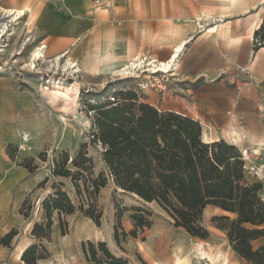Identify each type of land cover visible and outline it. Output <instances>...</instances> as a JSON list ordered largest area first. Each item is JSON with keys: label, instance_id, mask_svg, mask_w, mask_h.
I'll list each match as a JSON object with an SVG mask.
<instances>
[{"label": "rangeland", "instance_id": "obj_1", "mask_svg": "<svg viewBox=\"0 0 264 264\" xmlns=\"http://www.w3.org/2000/svg\"><path fill=\"white\" fill-rule=\"evenodd\" d=\"M14 1L0 0V30L3 23L8 25L0 37V194L10 193L13 200L5 214L19 234L10 248L19 252L23 247L40 243L32 235V228L36 222L44 221L41 203L53 185L64 182L74 195L68 180L53 176L55 158L64 151L74 156L87 143L96 170H104L101 147L90 141L95 113L87 103L95 94L108 82L128 79L126 84L139 93L141 101L160 110L188 115L200 121L204 130H209L206 69L218 65L222 59L220 43L231 45L246 40L254 29L262 26L264 1L146 0L147 6L143 8L137 3L131 7L132 1L127 0L132 21L129 58L106 54L98 40L77 54L70 51L60 55L57 46L42 42L30 32L32 27L25 16L11 21L3 9L16 8L12 5ZM251 14H254L252 18ZM158 20L163 21L162 48H154L152 34ZM144 29L148 39L141 38ZM143 42L152 46L134 54L136 46ZM178 46L181 50L172 58ZM38 48H42L43 54L35 56L34 50ZM162 63H167V67L163 68ZM194 95L200 102L193 103ZM98 204L103 211L100 225L76 211L66 217L68 232L62 235L57 217L54 218L51 240H44L39 250L46 258L39 264H87L82 242L88 240L106 241L113 253L132 264L156 261L174 264L175 259H156L148 251L152 244L150 235L167 230L176 233V239L180 240L172 248L189 249L203 243L215 258L186 259L180 264H237L234 259H244L233 250L227 231L214 221V217L222 214L214 213L213 207L204 210L203 225L210 236L202 239L176 227L157 203L145 202L111 182L101 190ZM134 230L136 237L130 233ZM254 246L259 247L257 243Z\"/></svg>", "mask_w": 264, "mask_h": 264}, {"label": "trees", "instance_id": "obj_2", "mask_svg": "<svg viewBox=\"0 0 264 264\" xmlns=\"http://www.w3.org/2000/svg\"><path fill=\"white\" fill-rule=\"evenodd\" d=\"M254 36L255 48L264 46V23ZM127 81L108 82L87 103L95 113L90 141L101 147L104 170H96L87 143L74 156L64 151L54 159L53 176L68 180L74 195L64 182L53 185L41 203L44 221L32 228L40 243L26 248L22 260L39 264L46 258L39 250L44 240H51L55 217L62 235L68 232L66 217L76 211L100 225L99 194L111 182L145 202L157 203L176 227L194 237L210 236L203 225L208 205L231 213L233 216H216L214 221L227 231L233 250L248 264H264V242L257 248L253 244L264 239L261 184L247 177L238 147L223 139L205 142L200 121L141 101ZM130 233L137 236L135 230ZM17 234L16 229L11 230L0 243L10 246ZM116 240L120 241L118 233ZM82 250L87 264H132L113 253L106 241H84Z\"/></svg>", "mask_w": 264, "mask_h": 264}, {"label": "crops", "instance_id": "obj_3", "mask_svg": "<svg viewBox=\"0 0 264 264\" xmlns=\"http://www.w3.org/2000/svg\"><path fill=\"white\" fill-rule=\"evenodd\" d=\"M131 1V7L137 3L143 8L148 2ZM12 5L29 9L25 21L32 27L30 32L42 42L57 46L60 55L70 51L77 54L98 40L106 54L131 56L132 21L127 0H100L99 3L95 0H15ZM154 23L157 26L152 33L154 48H162L163 21ZM254 31L246 40L234 41L231 45L220 43L222 59L218 65L206 69V123L212 142L223 139L238 148L248 147L264 153V46L254 49ZM143 34L141 38L148 39L145 29ZM151 46L143 42L136 46L134 54L140 50L145 52ZM193 97L196 98L193 103L200 102L197 95ZM256 160L263 162L264 154L256 156ZM12 201L10 193L0 194V213H3L0 215V238L17 228L9 224L11 221L5 214ZM208 207H213L216 214L233 216L215 205H208L206 209ZM263 242L260 238L253 244L260 246ZM18 253L0 243V264L23 262ZM234 260L237 264L249 263L246 259Z\"/></svg>", "mask_w": 264, "mask_h": 264}, {"label": "bare ground", "instance_id": "obj_4", "mask_svg": "<svg viewBox=\"0 0 264 264\" xmlns=\"http://www.w3.org/2000/svg\"><path fill=\"white\" fill-rule=\"evenodd\" d=\"M28 8H10V9H3L5 13H7L8 17L11 18V21H17L21 17L26 15V12L28 11ZM251 14V18H252ZM258 16V15H257ZM254 17V16H253ZM256 18V17H255ZM7 23H3V26L0 30V37L6 32L7 29ZM1 42V40H0ZM1 45V44H0ZM42 48H38L37 50H34L35 52L33 53L35 56H40L42 53ZM181 46H178L175 49V52L173 53V57L175 58L177 54L180 52ZM43 54V53H42ZM163 68L167 67V63H162ZM130 66V65H129ZM162 68V67H161ZM162 68V69H163ZM124 71V70H123ZM202 138L206 142H212L210 139V136L208 135V132L203 129V134ZM176 233L172 231H155L150 235V239L152 241V244L149 246L148 251L150 255L153 258L156 259H175L174 264H180L186 259H200L204 260V258H207L209 260L215 259L214 257H211V254L207 251L206 245L203 243L200 244H194L189 249H185L181 246H175L172 248V245L178 241L179 239H176ZM147 250V247L145 248ZM25 251V248H21L19 253H18V258L22 260V255ZM147 251V253H148ZM150 258V257H149ZM218 259V258H217ZM208 260V261H209ZM23 261V260H22ZM24 263V261H23ZM200 263V262H199ZM155 264H162L159 261H156ZM200 264H204L203 262Z\"/></svg>", "mask_w": 264, "mask_h": 264}, {"label": "built area", "instance_id": "obj_5", "mask_svg": "<svg viewBox=\"0 0 264 264\" xmlns=\"http://www.w3.org/2000/svg\"><path fill=\"white\" fill-rule=\"evenodd\" d=\"M97 3L100 0H95ZM244 139V138H243ZM240 156L245 163V173L247 177L261 184L260 196L264 203V161L259 162L256 160V156L259 155L256 150L248 147L238 148Z\"/></svg>", "mask_w": 264, "mask_h": 264}]
</instances>
